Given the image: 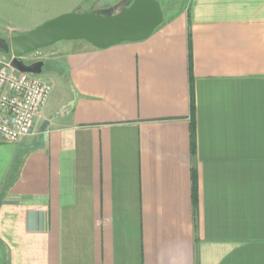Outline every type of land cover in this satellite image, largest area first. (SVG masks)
<instances>
[{
  "label": "crops",
  "instance_id": "0c3cea01",
  "mask_svg": "<svg viewBox=\"0 0 264 264\" xmlns=\"http://www.w3.org/2000/svg\"><path fill=\"white\" fill-rule=\"evenodd\" d=\"M165 4L144 40L41 49L36 131L0 139V264H264V0Z\"/></svg>",
  "mask_w": 264,
  "mask_h": 264
},
{
  "label": "water",
  "instance_id": "95a60500",
  "mask_svg": "<svg viewBox=\"0 0 264 264\" xmlns=\"http://www.w3.org/2000/svg\"><path fill=\"white\" fill-rule=\"evenodd\" d=\"M165 19L159 0H133L116 13L70 12L51 18L30 31L10 37V63L22 72L41 74L43 61L27 63L24 57L64 40H85L105 49L151 36ZM48 121L40 126L46 129Z\"/></svg>",
  "mask_w": 264,
  "mask_h": 264
},
{
  "label": "built area",
  "instance_id": "2783aa9c",
  "mask_svg": "<svg viewBox=\"0 0 264 264\" xmlns=\"http://www.w3.org/2000/svg\"><path fill=\"white\" fill-rule=\"evenodd\" d=\"M32 61L42 51L30 54ZM52 84L39 75L22 72L0 57V139L17 141L34 134L37 120L47 106Z\"/></svg>",
  "mask_w": 264,
  "mask_h": 264
},
{
  "label": "rangeland",
  "instance_id": "374dc122",
  "mask_svg": "<svg viewBox=\"0 0 264 264\" xmlns=\"http://www.w3.org/2000/svg\"><path fill=\"white\" fill-rule=\"evenodd\" d=\"M125 1L129 3L133 0H0V57L9 60L10 37L13 35L26 33L64 13L104 11ZM159 1L164 10L167 1L174 12H177L189 5L190 0ZM26 61L28 62L27 59Z\"/></svg>",
  "mask_w": 264,
  "mask_h": 264
},
{
  "label": "flooded vegetation",
  "instance_id": "af4514ba",
  "mask_svg": "<svg viewBox=\"0 0 264 264\" xmlns=\"http://www.w3.org/2000/svg\"><path fill=\"white\" fill-rule=\"evenodd\" d=\"M24 60H26L25 57H24ZM25 62H26V61H25ZM28 63H29V62H28Z\"/></svg>",
  "mask_w": 264,
  "mask_h": 264
}]
</instances>
